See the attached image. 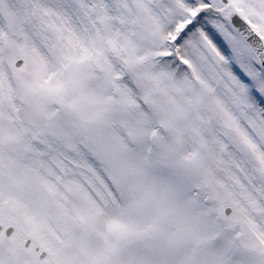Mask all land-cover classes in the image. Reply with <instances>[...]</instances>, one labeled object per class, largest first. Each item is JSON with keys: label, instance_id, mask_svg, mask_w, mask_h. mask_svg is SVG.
<instances>
[{"label": "snow or ice", "instance_id": "snow-or-ice-1", "mask_svg": "<svg viewBox=\"0 0 264 264\" xmlns=\"http://www.w3.org/2000/svg\"><path fill=\"white\" fill-rule=\"evenodd\" d=\"M0 264H264V0H0Z\"/></svg>", "mask_w": 264, "mask_h": 264}]
</instances>
